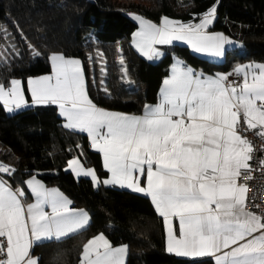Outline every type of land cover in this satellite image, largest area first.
Returning <instances> with one entry per match:
<instances>
[{"label": "snow or ice", "instance_id": "6c2138e0", "mask_svg": "<svg viewBox=\"0 0 264 264\" xmlns=\"http://www.w3.org/2000/svg\"><path fill=\"white\" fill-rule=\"evenodd\" d=\"M215 14L216 4L195 24L162 17L156 25L133 16L140 24L135 47L151 60L159 56L154 44L180 40L195 52L222 56L231 41L206 31ZM48 59L52 75L28 81L33 103L57 105L65 128L88 134L111 174L105 185L150 197L166 227L178 219L179 235L168 230V252L213 257L215 264H264V214L247 210L248 186L238 183L252 178L254 149L243 133L252 131L264 140V64L238 65L234 74L243 78L235 83L224 75L204 77L178 63L163 82L159 103L145 105L142 116H129L91 101L79 60L57 54ZM0 102L8 111L24 105L20 81L0 84ZM68 167L97 183L95 171L79 160H69ZM12 172L0 164V173ZM136 173L146 175L145 186ZM26 183L33 203L25 204V192L0 179V264H38L31 255L37 242L60 241L88 223L87 213L70 209L58 190L45 188L35 177ZM125 255V247L113 248L101 234L83 246L80 264H124Z\"/></svg>", "mask_w": 264, "mask_h": 264}, {"label": "trees", "instance_id": "16d2710c", "mask_svg": "<svg viewBox=\"0 0 264 264\" xmlns=\"http://www.w3.org/2000/svg\"><path fill=\"white\" fill-rule=\"evenodd\" d=\"M214 4L213 29L243 44L241 50L227 51L221 63L183 45L165 47L156 61L133 47L131 37L138 28L133 16L186 22L199 19ZM33 50L40 55L34 57ZM53 54L82 62L94 104L140 113L157 101L175 56L195 68L223 73L245 62H264V0H0V84L19 78L29 96L28 78L50 73ZM73 158L106 176L88 136L65 128L56 106L26 107L13 115L0 112V163L14 169L9 180L16 184L37 177L90 214L80 232L38 244L34 254L41 253L39 264H80L83 246L101 234L113 246L128 247L127 264H215L167 253L164 224L150 199L76 177L65 169Z\"/></svg>", "mask_w": 264, "mask_h": 264}, {"label": "crops", "instance_id": "0c3cea01", "mask_svg": "<svg viewBox=\"0 0 264 264\" xmlns=\"http://www.w3.org/2000/svg\"><path fill=\"white\" fill-rule=\"evenodd\" d=\"M135 16H139V15H135ZM142 17V16H140ZM144 18L145 20H148L156 25H160L161 23V18L160 20L158 21H154V20H150L148 18H145V17H142ZM167 18V17H166ZM203 18V16H201L199 19H196V20H191V21H179V20H174V19H170L172 21H178L180 23H184V24H187L189 22L195 24V23H199L200 20ZM215 19H216V14H215V18L213 19L212 23L208 26V28L206 29V31L208 33H211V34H222L223 36H225L229 41H231V43H228V44H225L224 45V52H223V55L222 56H219V57H214V56H210L208 55L207 53H203V52H195L191 46L189 44H187L186 42L184 41H180V40H174L172 41V43L170 44H154L153 47L159 52V56L158 57H153V59H148L146 56H143L140 54V52L137 50V48L135 47V36L134 34L138 33L140 31V24L139 22L137 21L138 23V28L134 31V33L132 34V37H131V43L133 45V47L135 48V50L141 55L143 56L144 58L150 60V61H156V60H159L165 53V47L167 46H172V45H176V46H180V45H183V46H187L195 55L201 57V58H204V59H207L208 61H211V62H214V63H221L224 58H225V55L227 53V51L229 50H233V49H238V50H241L243 49V44L231 37H229L228 35H226L224 32L222 31H218V30H214L213 29V26H214V22H215ZM64 57V56H63ZM66 59H75V60H79V59H76V58H68V57H65ZM80 61V60H79ZM182 62V66L184 67H187V68H190L193 70L194 73H198V74H202L204 77H217L218 75H224V73L222 71H219V70H215V71H205L203 69H198V68H195L194 66H192L191 64H189L188 62H186V60H184L182 57L180 56H175L174 57V60L169 68V71H168V74L167 76L165 77V79L169 78V76L171 75L172 73V70H173V66L178 64V63H181ZM80 64H81V67L83 69V65H82V62L80 61ZM261 64H264V62H245V63H242L240 64V66L242 65H261ZM52 71L48 74H44V75H40V76H35V77H30L28 78L27 82H26V86H27V90H28V93H29V96L26 95L25 93V90L22 89L21 87V90L23 92V99H24V105L17 109L15 108L14 105H12L11 107L13 108L12 111H8L6 109V107L4 106L3 102H0L1 104V109H0V112L3 113L4 115H13L14 113H16L17 111L23 109V108H26V107H39V106H44V105H53V104H34L33 103V99H32V96H31V93L29 91V86H28V81L30 79H39L41 77H44V76H50L52 75ZM84 71V69H83ZM85 76V75H84ZM240 76H241V80L243 78V73H240ZM165 79L163 80V82L165 81ZM163 82H162V85L160 87V92H159V96H158V99L156 102L154 103H150V104H146V105H149V106H155L157 103H159L160 99H161V89L163 87ZM85 83H86V78H85ZM9 85L5 86V87H8ZM24 87V86H23ZM86 90H87V93H88V89H87V83H86ZM89 96V94H88ZM90 98V97H89ZM92 101V100H91ZM94 103V102H93ZM96 105V104H95ZM57 107V111L59 113V108L57 105H54ZM98 108L100 109H104L106 111H109V112H114V113H122V114H125V115H129V116H142L144 114V111H145V105L142 109V111L140 113H125V112H119V111H114V110H110V109H107V108H104V107H100L98 105H96ZM60 115V113H59ZM61 116V115H60ZM61 118L64 120V124L67 123L66 121V118L61 116ZM72 130V129H71ZM76 131V130H75ZM80 132V131H78ZM83 134H86L88 136V134L86 132H81ZM89 139V137H88ZM90 141V139H89ZM90 148L92 149V151H94L95 153H98L99 157H100V161H101V167L102 169L106 172V176L105 177H100V175L98 174V172L95 170V168L93 166H85L78 158V160L80 161L81 165L85 168V169H92L95 171L96 173V176H97V183L95 184L96 187L100 186V185H104V186H115V187H118V188H121V189H125V190H128V191H132L130 188H127V187H120L119 185H105L103 183L104 180L106 179H109L110 178V173L106 170V168L104 167V161H103V155L102 153L98 152L97 150H95L92 146H91V141H90ZM76 159V158H75ZM72 160V159H71ZM2 164V163H0ZM4 165V164H2ZM6 166V165H5ZM65 169H68L69 171L73 172L69 167H68V164L66 165ZM243 171V170H242ZM73 174L76 176V177H85V178H90L89 176H84V175H77L76 173L73 172ZM8 173H0V179L2 180H5L7 181V184L10 186V188L12 190H15L17 187L21 188L24 192H25V196L22 198L25 202V204H28V203H33L34 202V198L32 197V194H31V191L30 189L28 188L27 186V181L31 180L33 177L31 178H28L26 179L24 182H18L16 184L12 183L9 178H8ZM137 177H139L140 181H141V186H145L146 185V175H141L139 173H136L135 174ZM35 179L37 181H39L41 184L44 185L45 188L47 189H56L58 190L68 201H70L68 207L70 209H74V210H83L85 213H87L88 215V223L87 225L85 226V228L88 226L89 222H90V214L84 209V208H77V207H73V204H72V200L70 199V197L63 191L61 190L60 188L58 187H50L48 185H46L41 179L35 177ZM92 180V179H91ZM133 192V191H132ZM134 193H138V192H134ZM138 194H141V195H144L143 193H138ZM146 196V195H144ZM148 197V196H147ZM151 201V198L148 197ZM154 206V205H153ZM155 208V207H154ZM47 211H50V209H46ZM159 215V214H158ZM160 216V215H159ZM161 217V216H160ZM162 218V221H163V224H164V231H165V248H166V251H167V239H168V230L170 229L172 232H174L177 236L179 235V222H178V219L176 218H172L171 220V223L166 227L165 225V221H164V218ZM99 236V235H97ZM96 237V236H95ZM105 237V236H104ZM106 238V237H105ZM93 239V238H92ZM107 239V238H106ZM108 240V239H107ZM109 241V240H108ZM44 242H47V241H44ZM42 242V243H44ZM110 243V242H109ZM38 244H41V242H37L36 245L31 249V255L33 258H36L38 259V264H39V257L34 254V249L35 247L38 245ZM111 244V243H110ZM111 246L113 248H120V247H125L126 248V255L124 256V264H127V259H128V247L126 245H117V246H113L111 244ZM224 251H227V250H224ZM167 253L169 254H172V255H175L174 253H170L167 251ZM219 254V253H218ZM176 256V255H175ZM180 258H185V259H188V260H191V261H198V260H204V259H210L212 260L214 263V258L213 257H195V258H189V257H180Z\"/></svg>", "mask_w": 264, "mask_h": 264}, {"label": "built area", "instance_id": "2783aa9c", "mask_svg": "<svg viewBox=\"0 0 264 264\" xmlns=\"http://www.w3.org/2000/svg\"><path fill=\"white\" fill-rule=\"evenodd\" d=\"M234 70L224 73L228 77L229 82L240 83L241 76L234 74ZM244 136L253 145L252 159L249 161L251 165V179H239L238 183H243L248 186L247 191V210L256 213L257 215L264 214V167L260 165V160L264 159V140L258 138L252 131L243 133ZM257 205L259 207H257ZM38 257L41 253L36 254Z\"/></svg>", "mask_w": 264, "mask_h": 264}, {"label": "rangeland", "instance_id": "374dc122", "mask_svg": "<svg viewBox=\"0 0 264 264\" xmlns=\"http://www.w3.org/2000/svg\"><path fill=\"white\" fill-rule=\"evenodd\" d=\"M14 80H18V81H20V86L22 87V89L24 88L23 86V81L21 80V79H19V78H16V79H14ZM24 90V89H23ZM77 159V158H76ZM78 160V159H77ZM66 170H68V169H66Z\"/></svg>", "mask_w": 264, "mask_h": 264}]
</instances>
